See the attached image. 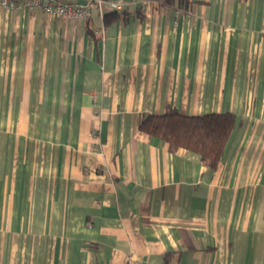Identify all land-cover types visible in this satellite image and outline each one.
Listing matches in <instances>:
<instances>
[{
	"label": "crops",
	"instance_id": "1",
	"mask_svg": "<svg viewBox=\"0 0 264 264\" xmlns=\"http://www.w3.org/2000/svg\"><path fill=\"white\" fill-rule=\"evenodd\" d=\"M193 1L0 9V264H264V0ZM170 109L235 114L217 169Z\"/></svg>",
	"mask_w": 264,
	"mask_h": 264
},
{
	"label": "trees",
	"instance_id": "2",
	"mask_svg": "<svg viewBox=\"0 0 264 264\" xmlns=\"http://www.w3.org/2000/svg\"><path fill=\"white\" fill-rule=\"evenodd\" d=\"M151 1L185 13L196 3L193 0ZM124 13L106 8L103 13L105 24L111 23ZM236 120L235 114L231 112L189 116L170 109L163 115L147 116L141 122L140 130L150 137L167 142L171 153H176L179 149L193 151L200 155L205 166L217 169L235 129Z\"/></svg>",
	"mask_w": 264,
	"mask_h": 264
},
{
	"label": "built area",
	"instance_id": "3",
	"mask_svg": "<svg viewBox=\"0 0 264 264\" xmlns=\"http://www.w3.org/2000/svg\"><path fill=\"white\" fill-rule=\"evenodd\" d=\"M125 0H0V9L22 11L24 9L41 11L51 17H65L74 21L85 20L92 8L103 15L106 8L121 11Z\"/></svg>",
	"mask_w": 264,
	"mask_h": 264
}]
</instances>
